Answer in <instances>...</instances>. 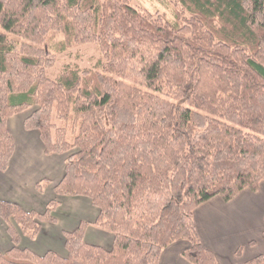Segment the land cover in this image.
<instances>
[{"label": "trees", "instance_id": "obj_1", "mask_svg": "<svg viewBox=\"0 0 264 264\" xmlns=\"http://www.w3.org/2000/svg\"><path fill=\"white\" fill-rule=\"evenodd\" d=\"M177 2L187 18L172 24L129 0H0V172L14 153L8 120L35 106L24 129L39 133L44 154L75 151L55 196L88 199L94 225L113 235L110 250L88 244L81 223L63 233L66 257L38 256L13 226L34 240L57 223L59 202L40 214L0 200L12 243L0 264H159L179 241L191 264H218L193 212L264 180V0ZM52 33L62 49L96 44L99 68L50 80Z\"/></svg>", "mask_w": 264, "mask_h": 264}, {"label": "crops", "instance_id": "obj_2", "mask_svg": "<svg viewBox=\"0 0 264 264\" xmlns=\"http://www.w3.org/2000/svg\"><path fill=\"white\" fill-rule=\"evenodd\" d=\"M23 113L14 115L7 122L14 136L15 149L8 169L0 172V200L18 204L25 211L30 205L38 213L56 197L62 199L59 201L62 206L64 203L62 211L67 213L58 215L56 224H43L34 240L20 236V248L38 256L53 251L64 258L67 253L63 233L72 232L81 223H86L84 241L110 250L113 235L94 225L98 210L88 199L55 196L53 186L64 175L65 160L62 155L44 154L39 133L24 129L26 118L21 117ZM40 179L53 184L52 190L46 194L37 192L35 183ZM193 222L200 243L213 254L218 264H242L259 255L264 256V180L257 192L245 189L228 203L216 196L200 205L193 212ZM187 247L185 241L171 244L162 250L159 264H191L181 255ZM11 248L7 225L0 219V254Z\"/></svg>", "mask_w": 264, "mask_h": 264}, {"label": "rangeland", "instance_id": "obj_3", "mask_svg": "<svg viewBox=\"0 0 264 264\" xmlns=\"http://www.w3.org/2000/svg\"><path fill=\"white\" fill-rule=\"evenodd\" d=\"M129 3L133 7L145 9L152 14L154 13L162 14L165 17V19L168 20L172 24L177 22V15H179L178 17L180 18L181 23H183L184 20H186L187 18V14L182 13L183 9L181 5L177 2V0H129ZM64 40L65 38L63 37V35L58 34V33L50 34L46 40V42H48L47 44L48 47H50L51 51L55 54L54 56L55 63L53 67L46 71V76L50 80L56 81L66 69H75L78 71H84V70H95L99 68L101 54L96 44L89 43V44H85L82 46H75L72 43V44H69V47L62 49V47L60 48V43L62 44ZM36 109L37 108L35 106H32L31 108L24 111L21 117L23 119L29 117ZM54 124L56 125L57 128H60V129L64 126V124L59 121H55ZM8 129L11 133L12 131L10 130V128ZM53 133L55 134L54 131ZM11 135L12 137H14L12 133ZM67 139L68 141L72 140L70 132H68L67 134ZM13 141H14V138H13ZM14 149H15V143H14ZM74 152L75 151H71L68 154L62 155L61 158L65 160L68 156H70ZM38 183H42V179H40V181H38L35 184H38ZM41 186H42L41 188L43 191L42 193L46 194L47 191L52 190L53 184H51L50 182L42 183ZM53 198L52 200H57L58 202L62 201V199H56V197H53ZM45 208H46V205H44V208L38 213L40 214L43 213L45 211ZM63 208H64V203H63V206L59 205V207L53 212V216L56 218V220L58 219V215L59 217H61L62 214L64 215L67 213V212H64V210L62 211ZM27 211H33V207L29 205ZM13 227L19 233V236L23 237V235L19 232L16 225H14Z\"/></svg>", "mask_w": 264, "mask_h": 264}]
</instances>
